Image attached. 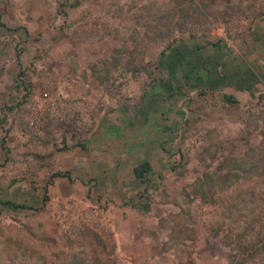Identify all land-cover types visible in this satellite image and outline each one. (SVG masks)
<instances>
[{
	"label": "rangeland",
	"instance_id": "rangeland-1",
	"mask_svg": "<svg viewBox=\"0 0 264 264\" xmlns=\"http://www.w3.org/2000/svg\"><path fill=\"white\" fill-rule=\"evenodd\" d=\"M189 1L0 0V200L23 205L0 201V264H230V234L263 217L264 0H204L179 24ZM86 72L100 90L72 94ZM148 118L165 165L137 178ZM109 120L123 185L109 148L75 165ZM231 158L252 176L199 193Z\"/></svg>",
	"mask_w": 264,
	"mask_h": 264
},
{
	"label": "trees",
	"instance_id": "trees-1",
	"mask_svg": "<svg viewBox=\"0 0 264 264\" xmlns=\"http://www.w3.org/2000/svg\"><path fill=\"white\" fill-rule=\"evenodd\" d=\"M205 4L206 2L204 0H190L187 3L180 4V8H178V19L176 21L179 24H183L186 20L193 22L194 18L198 15L205 16L207 12L204 10L202 11L201 9ZM169 44H171V41ZM165 53V50L161 51V54ZM167 63H174V60L166 61V64ZM19 73L21 74L23 71L20 70ZM259 97H262V94H260ZM224 99L230 104H236L239 102V100L232 94H224ZM231 160H233V166L222 172L217 173L213 170L204 171L198 178L197 191L202 195H206L209 191L208 189L213 188L212 191L215 190V184L217 189H223L241 177H250L251 173H243L244 171H247V169L245 170V167L242 166L243 163L241 164L238 162V158H231ZM252 163V166H256L255 162ZM150 168L151 164L149 160H143L133 167V173L135 177L143 178ZM259 172H261V170ZM52 175H67L69 177L68 170L55 171ZM0 201L15 206H23L22 204L11 200ZM260 213L263 217H260L259 212H251L250 217L246 220V225L237 229L232 237L230 234L229 240L231 241L230 243H233L229 253L230 264H264V208L263 210L260 209ZM81 258L82 256H80L79 259Z\"/></svg>",
	"mask_w": 264,
	"mask_h": 264
},
{
	"label": "crops",
	"instance_id": "crops-1",
	"mask_svg": "<svg viewBox=\"0 0 264 264\" xmlns=\"http://www.w3.org/2000/svg\"><path fill=\"white\" fill-rule=\"evenodd\" d=\"M104 39H107V36L104 35L103 36ZM90 60H88L89 62ZM74 83L72 82V87L69 91H71L72 94L76 93H82L83 91H85V93H89L90 95L94 94V92H97L96 90H100V86L98 85V81L96 80V78L94 76H92L89 72H86L84 74V76H80L75 74L74 75ZM101 105V113L98 114L99 118L105 119L106 115L103 111L106 110L105 108V103L100 104ZM119 108H121V106L119 105H113L112 106V112H116V114L118 113ZM110 113V114H113ZM105 122V121H104ZM103 122V125H98L97 128H93V130L87 135L85 141L83 142V146L85 147V151L83 152V148L81 147V145L79 144H75L74 146V150L76 151V163L75 165L79 166L81 171H78V174L81 176H85L89 174V169H91V164H92V154L91 151L93 150L94 146L98 145L100 148H109L111 151H113L112 154H114V158L112 157L110 159L109 157V161H112L110 163V165H112L115 169V172H117L118 176L119 174L122 173V171L119 168V162H117V159L119 157L118 156V152L120 151L121 147L117 146L115 143H110L108 142L110 139V135L115 136L119 134V125H118V121L116 120V122L109 120L106 121L108 122V125L105 126ZM112 122V123H109ZM153 122L152 119L148 118L146 120V123L144 124V126L141 125L142 129L140 130L139 133V138H138V142L135 146V148L137 147V149H142V151L139 153L140 154V158L139 160L135 163L138 164L143 160H149L150 164H151V168L149 171H147L145 173L144 176H148L150 173H154L155 172V164L160 165V166H164L165 165V159H166V154H164V149L162 148L160 142H162L161 139H156L154 138V142H158L159 146L158 147H153V148H149V146L144 145V141L147 140L146 137L148 138L150 136V132H149V128L148 125L151 124ZM114 123V124H113ZM111 125V129L110 131H108V127ZM155 126H157L158 128H160V126L154 124ZM96 127V126H95ZM153 127V126H152ZM151 127V128H152ZM144 128V129H143ZM162 128V127H161ZM115 136V137H117ZM115 139V138H114ZM131 143H135L133 142V140H129ZM149 142V141H148ZM147 143V142H146ZM90 152V154H88L87 152ZM106 153H101L100 157H106L105 156ZM116 155V156H115ZM74 158V159H75ZM132 166V171H133V167ZM76 166V167H77ZM112 167V168H113ZM161 167V168H162ZM154 171V172H153ZM68 174L70 177V171L68 170ZM115 175V174H113ZM117 184L123 185V179L120 178V176H118L117 178ZM125 189V188H124ZM139 186L134 190L135 192L138 191Z\"/></svg>",
	"mask_w": 264,
	"mask_h": 264
}]
</instances>
